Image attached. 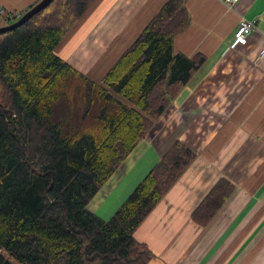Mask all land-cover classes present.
I'll return each mask as SVG.
<instances>
[{
	"label": "trees",
	"instance_id": "obj_1",
	"mask_svg": "<svg viewBox=\"0 0 264 264\" xmlns=\"http://www.w3.org/2000/svg\"><path fill=\"white\" fill-rule=\"evenodd\" d=\"M96 1L53 0L0 34V264H148L134 232L197 157L175 141L108 221L88 211L205 61L174 51L190 18L168 0L92 81L55 49ZM233 190L219 180L192 220L207 225Z\"/></svg>",
	"mask_w": 264,
	"mask_h": 264
},
{
	"label": "crops",
	"instance_id": "obj_2",
	"mask_svg": "<svg viewBox=\"0 0 264 264\" xmlns=\"http://www.w3.org/2000/svg\"><path fill=\"white\" fill-rule=\"evenodd\" d=\"M36 1L0 0V27ZM167 1L97 0L55 53L100 84ZM185 6L190 24L174 38V51L188 58L200 54L205 61L87 209L108 221L180 141L196 159L134 232L153 254L148 264H264V60L258 58L264 0H240L230 8L221 0H186ZM243 19L256 29L233 47ZM89 47L100 51L82 56ZM221 179L234 190L210 222L199 226L192 213Z\"/></svg>",
	"mask_w": 264,
	"mask_h": 264
},
{
	"label": "built area",
	"instance_id": "obj_3",
	"mask_svg": "<svg viewBox=\"0 0 264 264\" xmlns=\"http://www.w3.org/2000/svg\"><path fill=\"white\" fill-rule=\"evenodd\" d=\"M240 0H221L227 7H233ZM256 29V24L253 21L241 20L233 33V47H236L245 38L249 37ZM258 58L264 60V43L259 51Z\"/></svg>",
	"mask_w": 264,
	"mask_h": 264
},
{
	"label": "water",
	"instance_id": "obj_4",
	"mask_svg": "<svg viewBox=\"0 0 264 264\" xmlns=\"http://www.w3.org/2000/svg\"><path fill=\"white\" fill-rule=\"evenodd\" d=\"M53 0H41L34 6L30 7L27 11H25L18 20L15 22L6 25L4 27H0V34L12 31L24 23H26L31 17L45 9Z\"/></svg>",
	"mask_w": 264,
	"mask_h": 264
},
{
	"label": "rangeland",
	"instance_id": "obj_5",
	"mask_svg": "<svg viewBox=\"0 0 264 264\" xmlns=\"http://www.w3.org/2000/svg\"><path fill=\"white\" fill-rule=\"evenodd\" d=\"M75 41H77V39L74 40V41L72 42L70 48L66 47V48L64 49V58L67 57V56H70V54H71V48L77 43V42H75ZM102 50H103V49H102ZM93 51L98 52V51H100V50H99V49H93V48H91V47L86 48V49L82 50V54H83V55H82V54L78 55L77 59L81 58V57L84 56V55L89 56L90 54H92ZM81 55H82V56H81ZM95 55H96V54H95ZM80 56H81V57H80ZM74 57H76V56H74ZM74 57H73V58H74ZM93 57H95V56H93ZM99 65H100V66L103 65V62H100Z\"/></svg>",
	"mask_w": 264,
	"mask_h": 264
}]
</instances>
